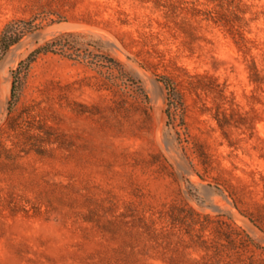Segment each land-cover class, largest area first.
Listing matches in <instances>:
<instances>
[{
  "label": "rangeland",
  "instance_id": "rangeland-1",
  "mask_svg": "<svg viewBox=\"0 0 264 264\" xmlns=\"http://www.w3.org/2000/svg\"><path fill=\"white\" fill-rule=\"evenodd\" d=\"M19 21L0 264H264V0H0Z\"/></svg>",
  "mask_w": 264,
  "mask_h": 264
},
{
  "label": "trees",
  "instance_id": "trees-1",
  "mask_svg": "<svg viewBox=\"0 0 264 264\" xmlns=\"http://www.w3.org/2000/svg\"><path fill=\"white\" fill-rule=\"evenodd\" d=\"M30 29H32L31 24L25 21L12 22L7 24L0 35V59L3 57L6 51L12 45L17 43L25 35L26 32L30 31ZM58 46V43L55 41L47 43L33 51L25 60L20 62L19 67L14 72V81L11 92L12 99L15 100L18 96V84L21 78V73L27 70L34 57L40 52L57 51L59 50ZM162 81H164L166 87L170 88L169 81L166 77H162Z\"/></svg>",
  "mask_w": 264,
  "mask_h": 264
},
{
  "label": "bare ground",
  "instance_id": "bare-ground-1",
  "mask_svg": "<svg viewBox=\"0 0 264 264\" xmlns=\"http://www.w3.org/2000/svg\"><path fill=\"white\" fill-rule=\"evenodd\" d=\"M31 37H36V34L25 37L19 44L14 46L9 53L6 55V58L4 59V63H7L9 59L17 60L20 56V53L24 49L25 46H27L29 40Z\"/></svg>",
  "mask_w": 264,
  "mask_h": 264
}]
</instances>
